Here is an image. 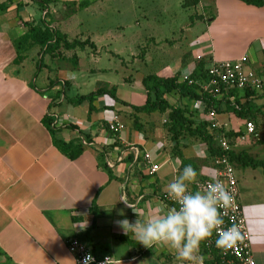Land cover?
<instances>
[{
	"label": "crops",
	"instance_id": "crops-1",
	"mask_svg": "<svg viewBox=\"0 0 264 264\" xmlns=\"http://www.w3.org/2000/svg\"><path fill=\"white\" fill-rule=\"evenodd\" d=\"M58 1L77 5L87 2ZM97 2L101 4L100 0H89V9L99 5ZM23 3L32 2L23 0ZM25 4L23 7L19 4L21 8L16 15L28 21L23 19L30 16L24 11L28 6ZM6 10H0V17L12 19V12ZM209 12L203 29L192 34L184 47L165 53L159 62L152 64L148 74L170 77L178 72L181 76L190 73L200 59L213 63L242 56L247 58L243 70L250 71L248 54L253 48L257 62L254 69L264 79V6L240 0H211ZM3 25H0V264H75L65 244L67 238L85 241L97 256H109L111 264H188L178 261L168 245L144 246L131 231L125 234L117 222L143 221L155 212L166 211L163 201L166 186L186 166L181 160L197 171L196 182L214 177L217 168L206 145L183 139L177 149L182 159L174 154L164 127L167 112L137 113L128 106L145 102L142 86L126 89L124 81L112 85L115 98L124 104L105 94L94 99L92 111H88L87 101L75 106L66 100L84 94L62 95L51 101V95L27 83L25 72L14 64L12 41L25 28L22 25L7 30ZM172 62L177 64L175 68L170 67ZM166 99L178 105L186 100L176 95H167ZM53 106L55 111H51ZM232 114L218 113V121L226 131L238 126ZM46 115H52L53 134L43 121ZM114 115L125 126L116 137L107 128ZM245 121L243 130L237 131L240 136L236 142L245 139ZM56 141L80 143L81 151L71 159ZM231 146L232 152L240 149L264 160L260 146ZM144 152L151 155V165L158 166L153 173L143 162ZM208 156L210 162L205 164ZM234 168L254 264H264V170L236 163ZM199 255L202 256L201 251Z\"/></svg>",
	"mask_w": 264,
	"mask_h": 264
},
{
	"label": "rangeland",
	"instance_id": "rangeland-1",
	"mask_svg": "<svg viewBox=\"0 0 264 264\" xmlns=\"http://www.w3.org/2000/svg\"><path fill=\"white\" fill-rule=\"evenodd\" d=\"M28 1L32 3L28 5L23 3V0L8 3L6 12H12L13 18L7 19L3 15L0 17V25L4 23L1 26L3 29L22 27L23 20L16 15L18 12L15 9V6L21 3L22 7L24 4L28 5L24 11L30 15L24 16L23 19L43 25L42 19L47 11L44 21L58 31H65L69 41L88 38L95 44L94 50L89 47L82 50L61 49L52 58L47 55L42 57L41 61L37 46L25 44L20 48L19 52L26 59L22 64H18L17 68L25 72L27 83L41 89L46 95H51L53 101L62 95L86 94L98 88L117 86L123 81L127 85L126 89L141 88L142 76L151 71L152 64L159 62L165 53L184 47L192 34L203 29L210 16L211 5V0H199L194 3L189 0H100L101 4L97 2L99 5L89 9L88 4L82 6L54 0L47 5V10L43 11L34 1ZM85 1L88 3L89 0ZM21 6L19 5V11ZM86 8L89 10L82 13ZM248 57L252 67L250 71L257 75L253 48ZM175 62L170 63L171 68L176 67ZM257 77L264 83L260 75ZM175 95L180 98L178 94ZM257 96L244 106L245 110H249L247 113L250 114L251 120L256 122L254 133L244 135V141L236 142L239 133L228 139L229 144H251L260 146L264 151L263 91L258 92ZM183 102L180 105L190 108L195 122L201 119L195 103L186 100ZM55 110L56 106H53L51 111ZM232 115L233 119L236 117V125L239 126L233 130H243L242 122L246 118ZM219 138L220 136L216 138L217 143ZM209 162L208 156L205 164Z\"/></svg>",
	"mask_w": 264,
	"mask_h": 264
},
{
	"label": "trees",
	"instance_id": "trees-1",
	"mask_svg": "<svg viewBox=\"0 0 264 264\" xmlns=\"http://www.w3.org/2000/svg\"><path fill=\"white\" fill-rule=\"evenodd\" d=\"M9 2V4L13 0H5ZM3 1L0 3V10L5 11L7 9L6 2ZM39 7L42 8L43 11L47 10V5L54 0H32ZM191 2H198L199 0H189ZM246 4L254 5V6H264V0H240ZM82 6L87 4V2H81ZM17 12L19 11V3L15 6ZM43 16V25L35 24L29 21H22V25L25 28V32L14 38L12 43L15 49L16 57L14 60V64H22L26 57L21 55L19 52L20 48L25 44H31L32 46H37L39 48L41 57L50 56L51 58L55 53H58L61 49L63 50H73L78 48L80 50L85 47H89L92 50L95 49V44L91 42L88 38L80 41L78 39H74L69 41L67 36L57 29L50 27L48 23L44 21L45 15ZM211 63L209 59H200L194 63V67L191 73L188 75L186 80H180V74L177 72L174 75L167 76H158L155 74H147L141 80V85L146 92V100L140 106H132L128 105L134 112H144L150 113L153 111L167 112V118L164 122V127L169 136L170 141L172 142L171 151L174 154L180 156V152H178L179 142L185 139H194L199 142H202L206 145L207 151L211 157H219L223 154L217 144V137L225 136L230 139L234 136H237L239 132H233V130H225L223 128L220 129H210L209 124L199 119L198 121H194L192 117V112L190 108L178 105L171 104L167 101V95H175L178 94L180 98H185L188 102L199 101L201 100L205 104L204 111H207L211 106L215 105L217 107V112L221 111H230L234 113L239 118L245 117L246 119L251 120L250 114L248 115V109H244V103H248L249 99H254L258 93L252 90H244V92H240L235 88L225 89L224 86L217 80L215 85H210L211 89L204 90L202 86L204 84H209L213 77L209 75V66ZM51 85H54L51 83ZM218 88L219 93H216L214 90ZM114 88H98L93 92L84 95H76L73 98H66L67 102L72 105H80L82 102L87 101L88 103V111H92L93 105L92 102L94 99L101 95H109L112 97L114 101H118L115 98ZM262 91L264 93V83ZM241 93L243 95H241ZM245 99V100H244ZM53 101V99H51ZM119 103L124 104L122 101H118ZM237 106V108L235 107ZM222 107V108H221ZM248 116V117H247ZM44 123L49 129V131L53 134L55 132V128L51 125V116L46 115L44 118ZM255 121V120H254ZM55 144L59 147V149L64 152L69 158L76 157L81 151L80 143L73 142H63L56 141ZM79 144V145H77ZM227 158L230 162L239 164L243 167L249 166L252 168L262 167L264 170V160L255 159L245 151L240 152H228L226 153ZM182 159V158H181ZM181 164L187 165V162L181 160ZM91 214L95 217L96 213L94 210V206H91ZM93 227V221L89 226V230ZM204 240L200 243V251L202 256L204 257V264H222V254L221 252L214 248L208 247L206 248L204 245ZM94 253V251H93ZM95 254V253H94Z\"/></svg>",
	"mask_w": 264,
	"mask_h": 264
},
{
	"label": "clouds",
	"instance_id": "clouds-1",
	"mask_svg": "<svg viewBox=\"0 0 264 264\" xmlns=\"http://www.w3.org/2000/svg\"><path fill=\"white\" fill-rule=\"evenodd\" d=\"M196 178L197 171L191 165L184 166L181 173L166 186L169 198L177 202L178 208L160 210L134 223L123 219L117 222L118 225L125 234L131 231L146 247L162 243L174 250L178 261L203 264V257L199 255L200 243L214 230L222 228L224 219L221 209L231 208L234 196L216 177L210 179L204 191H190L189 185L196 182ZM218 235L217 246L223 248L232 247L240 239V232L235 226L218 231ZM92 259L89 254L85 264H90ZM104 264H111L110 257L105 259Z\"/></svg>",
	"mask_w": 264,
	"mask_h": 264
},
{
	"label": "built area",
	"instance_id": "built-area-1",
	"mask_svg": "<svg viewBox=\"0 0 264 264\" xmlns=\"http://www.w3.org/2000/svg\"><path fill=\"white\" fill-rule=\"evenodd\" d=\"M246 61V56H242L238 59L215 61L211 63V65L209 66V75L213 77V79L209 84H204L202 88L204 90H208L210 88V85H215V82L218 80L227 90L235 88L240 92H244V90L246 89L255 91L256 93L261 92L263 83L257 77V75L253 74L252 71L243 70V65L246 63ZM190 73L181 75L180 80H186ZM210 90L211 89H209V91ZM214 91L216 93H219L218 88H215ZM193 103H195V106H198L200 118L209 124L210 129L222 128V125L219 123L217 118L218 112L215 105L211 106L207 111H204L205 104L201 100L193 101ZM235 107L237 108V106ZM54 120V122L56 123L57 118L55 117ZM245 120L244 134L251 135L256 129V123L250 119ZM124 127L125 126L119 120L118 115H114L112 119L107 123V128L114 135V137L118 136L124 129ZM217 146L220 148L223 154L219 157L214 158V163L217 168L214 177L221 180L225 187L233 194L234 203L232 207L227 210L221 209L224 224L220 230H214L212 235L205 239L204 245L206 248L214 247L221 252L222 264H254L249 244V235L246 230L245 219L242 215L241 204L239 202V186L235 175L234 163L230 162L226 155V153L232 151V146L231 144H229V140L225 136H220ZM141 156L145 165H149L150 173H153L158 169L157 165H151L152 159L151 155L148 152H144ZM210 179L211 178H207L205 180L195 182L193 185H189V190L193 192L204 191L208 183L210 182ZM163 201L167 206L166 211L169 208H178L177 202L170 199L168 194L164 196ZM233 226H235L239 230L240 239L232 247L223 248L217 246L216 241L219 238L218 231H222L223 229ZM65 244L68 252L73 255L75 264H85V258L89 254L93 258L90 264H104L105 259L109 257L97 256L93 253L90 245L78 238H67ZM110 260L112 262L111 258Z\"/></svg>",
	"mask_w": 264,
	"mask_h": 264
}]
</instances>
